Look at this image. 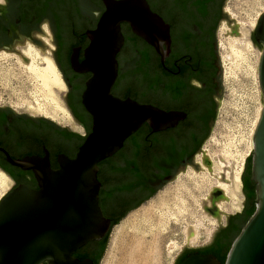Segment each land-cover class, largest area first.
Returning <instances> with one entry per match:
<instances>
[{
	"label": "flooded vegetation",
	"instance_id": "obj_1",
	"mask_svg": "<svg viewBox=\"0 0 264 264\" xmlns=\"http://www.w3.org/2000/svg\"><path fill=\"white\" fill-rule=\"evenodd\" d=\"M109 1L5 0V3L0 5V51L11 52L28 44L43 48L44 43H51L52 62L59 70V77L67 90L65 109L72 126L85 131L81 136L72 127L68 126V129L44 118L0 107V172L5 173L12 185L7 194L20 186L34 190L40 186L33 168L22 169L9 162L8 158L13 161L33 158L44 165L48 163L52 171H58L61 168V157L75 159L79 148L92 132L93 117L83 104V94L87 89V82L93 77V72L81 71L77 65L85 61L86 51L92 44L91 35L96 32L103 15L108 11ZM227 1L146 0L151 11L164 22L169 32V45L162 42L157 44L159 49L137 34L129 23H120L123 44L116 53L118 76L112 89L113 96L163 110L166 108L165 111L181 112L186 117L179 121L176 127L161 132L152 131L153 135L145 138L152 145L159 137L158 134L163 132H167L164 137L171 141L177 138L179 133L184 134L176 140L181 144L179 151L184 155V159L162 164L147 181L145 191H141L140 174L132 172L128 164L135 156H139L135 163L140 164L144 139L139 138L137 144L136 141L133 142V138L144 126L150 128L148 124H144L126 139L117 153L105 159L102 170L99 166L100 206L111 223L122 214L126 206L136 204L142 197L160 190L168 180L174 178L192 152L197 150L198 144L206 141L205 138L216 120L223 90L222 61L218 51L221 24L229 22L234 25L225 7ZM144 60L149 61L146 71L143 67ZM121 63L124 71L128 64L130 79L117 87ZM149 80L153 84L150 91ZM127 89H131L130 95H127ZM161 156V153L154 154V158ZM242 171V209L232 215V218L229 216L226 219L224 226L215 234L214 243L231 233L242 221L245 208L254 200L257 201V186L252 176V165L246 164ZM120 188H129V191L116 192ZM111 191L114 193L109 196ZM104 238L101 241L89 242L78 249L74 256L89 254L90 257L82 260L93 261L92 257L100 254ZM203 250H182L175 264H180L192 255H209Z\"/></svg>",
	"mask_w": 264,
	"mask_h": 264
},
{
	"label": "water",
	"instance_id": "obj_2",
	"mask_svg": "<svg viewBox=\"0 0 264 264\" xmlns=\"http://www.w3.org/2000/svg\"><path fill=\"white\" fill-rule=\"evenodd\" d=\"M108 7L96 32L91 35L92 44L86 51L85 61L77 65L81 71L93 72L83 94V104L93 117V127L75 159L62 156L58 171H52L48 163L44 165L33 158L23 161L7 159L22 169L33 168L40 186L37 190L20 186L7 194L9 190L0 199V264H94L91 259L76 258L74 253L89 242L101 241L112 228L111 220L105 217L100 206L99 163L117 153L125 140L144 124H148L153 132H161L176 127L186 117L181 112L165 111L152 105L138 104L130 99L121 100L113 96L112 89L118 76L116 53L123 44L120 23H129L137 34L158 49L157 44L162 42L168 46L170 37L167 26L151 11L146 0H110ZM229 19L234 22V26L227 23L232 29V33L228 34L240 36L236 21L230 16ZM253 38L262 52L258 78L263 104L253 136V151L250 154L252 176L257 186L256 210L232 243L224 264H264V12L251 33V39ZM44 44L43 48H39L43 54L46 49L52 51L51 46ZM11 52H16L24 63H28L29 59L18 50ZM122 67L121 63L117 87L130 79L128 64L125 71ZM141 87L144 92L143 83ZM223 93L224 87L219 107ZM66 94L67 92L62 94L64 101ZM199 152L203 151L200 149ZM203 164L211 173V161L207 151L203 152ZM191 166L196 172L204 171L194 160ZM185 168L182 172H185ZM174 179L175 177L167 182ZM212 194L215 199L222 196L223 192L220 190ZM206 210L220 222L212 241L200 247H190L189 241L194 231L189 227L187 244L182 250L209 247L215 234L222 228L220 215L226 213L217 210L214 203L213 208ZM226 215L227 218L232 216ZM180 264L221 263L217 257L209 254L189 256Z\"/></svg>",
	"mask_w": 264,
	"mask_h": 264
},
{
	"label": "rangeland",
	"instance_id": "obj_3",
	"mask_svg": "<svg viewBox=\"0 0 264 264\" xmlns=\"http://www.w3.org/2000/svg\"><path fill=\"white\" fill-rule=\"evenodd\" d=\"M243 3L244 0H228L225 7L227 10L230 9L228 13L232 10L239 18L242 17L241 20H244L245 17L242 14ZM262 3L263 11L261 14L264 12V0H262ZM229 14L231 19L236 22L240 21L233 17L231 13ZM261 14L257 16V19L255 18L256 23H254L253 28L249 32V41L254 50L252 53L253 59L251 60L252 70H255L257 77L258 65L262 52L258 46L254 45L251 39V33L255 30ZM237 25L239 26L238 33L240 36L229 35L228 32L232 33V29L227 23H223L221 24L222 28L218 37V51L223 69L222 84L224 87V93L214 127L210 136L206 139L201 148L203 152L207 151V156L211 161L212 175L208 167L203 164V152H199L195 156L194 162L199 163L201 169L204 171L200 170L196 172L191 165L187 166L185 168V172H179L175 176L174 180L167 182L154 194V196L145 201L138 208L129 212L118 225H122L121 223L126 218L128 219L131 214L133 215V213H140L143 217V210L145 208H149L150 206L154 207V211L158 216L155 215L156 217L153 219L154 222L152 221L155 225L150 223H148L149 225H145L146 227L143 225V227L148 228L149 230H144L143 227L139 228L134 225L133 228L132 225H130L131 227L127 226L123 233H116L115 230L118 226L116 225L111 231L105 253L99 264H174L178 254H180L182 248L187 244L189 227H192L194 231L189 241L190 247H200L212 241L214 233L220 227V222L218 218L207 211L206 208H213L214 203L217 210L228 215L237 214L242 209L243 197L240 191V179L237 193L234 194L232 189V178L235 173L240 170V168V177L242 176V170L245 166L246 159L253 151L254 134L251 133L250 129H245L243 131L241 129L240 131L236 129V124H234L239 120L238 110H241L243 107V104L242 106L240 105L241 102H243V93L245 87L247 86L245 81L246 79L244 77V72L247 67H244V64L240 58L237 57L231 46L233 40L240 39L242 37L241 25L240 23ZM226 34L228 35L226 36ZM223 42L226 44V48L222 49L221 46ZM49 46H51V43ZM27 47H32L37 52V55L34 57L27 56L25 54ZM16 50L29 59V61L27 64L24 63L16 52L0 51V55L6 54V57L0 58V107L7 106L10 107V109L15 110V112L25 113L33 117L47 118L55 124H61L63 127H72L76 130V132H78V134L83 136L85 131L80 127H74V125L72 126L70 116L65 109V101L62 96L64 92H67L65 85L63 82V87L57 85L53 75L46 70V60L50 59L52 61V51L46 49L43 54L38 47H34L32 44L17 47ZM55 66L56 65H54V67ZM55 69L58 73L59 70L57 67H55ZM258 85L260 90L259 103L261 104V113L263 104L261 100L259 78ZM236 134L237 136H234ZM234 139L236 140L235 142ZM231 142H233V145ZM229 148L231 150H229ZM224 150H226V152ZM11 186L12 185L9 182V187L6 190L1 187L4 189L2 191L0 188V199L11 189ZM220 190L223 192V195L214 199V195L212 193H216ZM160 202L165 205L162 206ZM166 203L168 204L166 205ZM226 214L220 215L222 227L227 219ZM142 221L144 222V218H142L139 222L142 223ZM162 221L163 223H160L161 225L158 224V222ZM142 229L148 233L146 234ZM131 233L136 238H134ZM141 242H148V245L147 243L140 245ZM154 250L157 253H155ZM107 254L108 256H106Z\"/></svg>",
	"mask_w": 264,
	"mask_h": 264
},
{
	"label": "bare ground",
	"instance_id": "obj_4",
	"mask_svg": "<svg viewBox=\"0 0 264 264\" xmlns=\"http://www.w3.org/2000/svg\"><path fill=\"white\" fill-rule=\"evenodd\" d=\"M243 12H242V14L244 15V17H245V19L244 20H241V15H240V17L241 18H239L232 10H231V12H229V13H231V15H233V17H235L237 20H240L239 21V23H240V25H241V35H242V37L240 38V39H235V40H233L232 41V43H231V46H232V48H233V50L235 51V53H236V55H237V57H239L240 58V60L242 61V63L244 64V67H247V69H246V71L244 72V77H245V81H246V87H245V90H244V93H243V102H241V105L240 106H242V104H243V107H242V109L241 110H238V113H239V120L238 121H236V123H234V124H236V129H238V130H240L241 131V129H242V131L243 130H247V129H250V131H251V133H253L254 134V130L256 129V127H257V124H258V122H259V119H260V116H259V113H260V103H259V98H260V90H259V85H258V77H257V74H256V72H255V70H252V64H251V60L253 59V52H254V50H253V48H252V46H251V44H250V41H249V32L251 31V29L253 28V25H254V23H256L255 22V18L257 19V16H259L260 14H261V12L263 11V3H262V0H244V3H243ZM228 11H230V9L228 10ZM241 12V11H240ZM238 14V13H237ZM248 28V29H247ZM222 49L223 48H226V44L223 42L222 43ZM25 54L27 55V56H29V57H34L35 55H37V52L32 48V47H27V49L25 50ZM1 57H6V54H3V55H0V58ZM46 65H47V68H46V70L47 71H49L52 75H53V77H54V80H55V83L57 84V85H59V86H61V87H63V84H62V81H61V79H60V77H59V75H58V73H57V71H56V69H55V67H54V65H53V63H52V61L50 60V59H47L46 60ZM242 97V96H241ZM238 106V105H237ZM60 107V106H59ZM58 108V107H57ZM56 108V109H57ZM62 109V108H61ZM240 109V108H239ZM62 111H63V109H62ZM261 111H262V109H261ZM225 112V111H224ZM237 113V112H236ZM261 114V113H260ZM258 116H259V119H258ZM225 117V116H224ZM228 117V116H227ZM236 118V117H235ZM218 123H220V122H218ZM223 124H225V123H223ZM223 127H224V125H223ZM230 127V126H229ZM227 128V127H226ZM232 129V128H231ZM229 130H230V128H229ZM224 131V130H223ZM232 131V130H231ZM237 131V130H236ZM230 132V131H229ZM233 132V131H232ZM237 132H239V131H237ZM248 132V131H247ZM226 133V132H225ZM234 133H235V131H234ZM243 133V132H242ZM228 134V133H227ZM226 134V135H227ZM247 134V133H246ZM252 134V135H253ZM232 135V134H231ZM247 135H249V134H247ZM228 136V135H227ZM234 136H237V134L236 135H234ZM242 136V135H241ZM240 136V137H241ZM246 136V135H245ZM229 137V136H228ZM239 137V138H240ZM230 138V137H229ZM235 138V137H234ZM231 139V138H230ZM237 139H238V137H237ZM226 141V140H225ZM236 140L234 139V142H235ZM210 142V141H209ZM229 142V141H228ZM219 143V142H218ZM227 143V142H226ZM233 142H231V144H232ZM242 143V142H241ZM214 144V143H213ZM230 144V143H229ZM233 145V144H232ZM235 146V145H234ZM228 147V146H227ZM227 147H225V148H227ZM211 148V147H210ZM223 148V147H222ZM229 150H231L230 148H229ZM225 152H226V150H224ZM227 151H228V149H227ZM229 154V153H228ZM220 156H221V154H220ZM226 156H227V154H226ZM232 158H234V157H232ZM236 161V160H235ZM241 162V161H240ZM240 173H241V168H240V170L238 171V172H236L235 173V175H234V177L232 178V189H233V192H234V194H236L237 193V190H238V185H239V179H240ZM5 173H2V172H0V188L2 187V188H4L5 190L9 187V181H8V179H7V177L4 175ZM1 188V189H2ZM4 189H2V191L4 190ZM1 195V194H0ZM170 196V195H169ZM182 201V200H181ZM184 201V200H183ZM180 202V201H179ZM161 203V202H160ZM173 203H175V202H173ZM157 204V203H156ZM168 203H166V205H167ZM179 204V203H178ZM161 205L163 206V205H165V204H163V203H161ZM179 206V205H178ZM167 207H169V206H167ZM170 208V207H169ZM159 209V208H158ZM157 210V209H156ZM159 210H161V209H159ZM166 210H167V208H166ZM174 210V209H173ZM144 214H143V217H142V215H140V213L139 214H134L133 213V215L131 214V216L130 217H128V219L126 218L121 224L122 225H118L117 226V228H116V233H123L124 231H125V229H126V227L127 226H130V225H132V227H133V225L135 226V227H143V225L145 226V225H147L148 223H150V224H154L155 225V223H153L154 221H153V219L156 217V216H158V215H156V213H155V211H154V207H152V206H150L149 208H145L144 210ZM163 211V210H162ZM158 212V211H157ZM175 213V212H174ZM156 215V216H155ZM165 216V215H164ZM163 216V217H164ZM170 216V215H169ZM162 217V216H161ZM139 218H144V222L142 221V223H140L139 221L141 220V219H139ZM160 218V217H159ZM160 220V219H159ZM163 220V219H162ZM167 220V219H166ZM153 221V222H152ZM156 222V221H155ZM167 222V221H166ZM160 223H163V221L162 222H158V224H160ZM165 223V222H164ZM149 225V224H148ZM161 225V224H160ZM131 227V226H130ZM146 227V226H145ZM145 227H143L144 228V230L145 229H148V228H145ZM147 227H150V226H147ZM157 227V226H156ZM162 227V226H161ZM134 228V227H133ZM164 228V227H163ZM169 228V227H168ZM138 229V228H137ZM155 229V228H154ZM160 229V228H159ZM136 230V229H135ZM143 230V229H142ZM143 230V231H144ZM149 230V229H148ZM150 230H152V229H150ZM129 231V230H128ZM137 231V230H136ZM132 232V231H131ZM133 232H134V230H133ZM145 232V231H144ZM160 232H162V231H160ZM146 233V232H145ZM148 233V232H147ZM146 233V234H147ZM125 234V233H124ZM132 234V233H131ZM139 234V233H138ZM143 234V233H142ZM125 235H127V234H125ZM128 235H129V233H128ZM149 235V234H148ZM131 236V235H130ZM132 236H133V234H132ZM141 236V235H140ZM144 236V235H143ZM151 236V235H150ZM114 237H115V235H114ZM116 237H117V235H116ZM134 237V236H133ZM166 237V236H165ZM134 238H136V237H134ZM145 238V237H144ZM148 239V238H147ZM146 239V240H147ZM116 240V239H115ZM137 240V239H136ZM141 240V239H140ZM148 241H149V239H148ZM144 244H146L147 243V245H148V242H143ZM142 242H141V244L140 245H142L143 244ZM114 244V243H113ZM138 244V243H137ZM151 244V243H150ZM139 245V246H140ZM157 245V244H156ZM160 245V244H159ZM162 245V244H161ZM116 246V245H115ZM138 246V245H137ZM151 246V245H150ZM147 247V246H146ZM174 247V246H173ZM144 248H145V246H144ZM158 248V247H157ZM112 249V248H111ZM141 250V249H140ZM143 250V249H142ZM145 250H146V248H145ZM112 251V250H111ZM113 251H114V249H113ZM147 251H149V250H147ZM109 252V251H108ZM146 252V251H145ZM154 252H155V250H154ZM111 253V252H110ZM155 253H157V252H155ZM113 254V253H112ZM141 254V253H140ZM144 255V254H143ZM106 256H108V254L106 255ZM112 256V255H111ZM109 258V257H108ZM152 258V257H151ZM154 258V257H153ZM107 259V258H106ZM111 260V259H110ZM107 261V260H106ZM105 261V262H106ZM109 262V261H108ZM109 264V263H108Z\"/></svg>",
	"mask_w": 264,
	"mask_h": 264
},
{
	"label": "trees",
	"instance_id": "obj_5",
	"mask_svg": "<svg viewBox=\"0 0 264 264\" xmlns=\"http://www.w3.org/2000/svg\"><path fill=\"white\" fill-rule=\"evenodd\" d=\"M208 0H201V2H205ZM203 5V3L201 4V6ZM203 7V6H202ZM253 42L255 43V45H259L256 43L255 39L253 38ZM149 64L148 60H144L143 63V67L144 70L146 71L147 66ZM147 65V66H146ZM149 84H148V90L150 91L152 89V82L149 80ZM132 93L131 89H127V95H130ZM145 100H143L144 102ZM164 110H167L166 108H164ZM167 132H163L162 134H158V138L157 140L151 145L149 141H147L145 138L147 136L153 135L152 133V129L144 126L140 132L137 133V135L133 138L135 139L133 142H137V144L139 143V138H143L144 141L142 142V155L140 157V164L137 165L135 162L137 160V158L139 156H135L130 162V164H128V167L130 168V170H133L132 172H134L135 174H140L141 176V191H145L146 189V184L147 181L150 180L153 177V173L155 172V170H157L160 166L167 164L168 162H180L182 159H184V155L182 153H180L179 149H180V143L177 138L184 136L183 133H179V135L177 136V138H175L174 140H168V138L164 137L166 136ZM210 132L208 133L207 137L209 136ZM207 137L205 139H207ZM170 141V142H169ZM205 141V140H204ZM204 142H200L198 144V148L197 150L192 152V155L189 157V159L187 160V162L184 163V167L182 168V170L193 164V160L195 155H197L200 151V149L202 148ZM155 144L157 145V149L155 148ZM146 146V149H145ZM154 148V151H153ZM155 153H161L163 156L161 157H156L154 158V154ZM136 158V159H135ZM105 161L101 162L99 164L101 170L103 168V166L105 165ZM247 164L248 166L252 165V155L247 159ZM113 165L111 164V169H113ZM128 168V169H129ZM127 170V169H125ZM124 170V171H125ZM180 170V172L182 171ZM133 173V174H134ZM122 188V187H121ZM119 189L116 192H121V193H126L129 191L128 189ZM115 192V193H116ZM157 191L152 192L151 194L144 196L141 198V200H139L136 204L134 205H128L126 206L125 210L122 212V214L120 216H117L116 219L112 220V228L110 230V232L108 233V235L104 238V243L102 245V248L100 250V254L97 257H92L93 258V262L94 264H99L100 260L102 259L108 241H109V237L111 234L112 229L118 225L126 216L129 212H131L133 209L138 208L140 205H142L145 201H147L148 199H150L152 196H154V194ZM114 193L113 191H111L110 194ZM106 201V200H105ZM104 203V202H103ZM256 210V200H254L249 207L245 208L244 212H243V219L240 222V224H238L235 228H233V231H231V233L227 234L224 239H220V240H216L215 243L213 241V243L205 248L203 250L204 253L206 254H212L215 257L218 258V260L220 261L221 264L225 263L226 257L228 255L229 250L231 249L232 243L234 242V240L240 235L241 231L243 230V228L246 226V224L248 223V221L250 220V218L252 217L253 213ZM107 214V213H106ZM233 216H231L232 218ZM226 230V228H225ZM79 259H84L87 257H90L89 254H82L80 256H76ZM47 264V263H46Z\"/></svg>",
	"mask_w": 264,
	"mask_h": 264
},
{
	"label": "clouds",
	"instance_id": "obj_6",
	"mask_svg": "<svg viewBox=\"0 0 264 264\" xmlns=\"http://www.w3.org/2000/svg\"><path fill=\"white\" fill-rule=\"evenodd\" d=\"M5 0H0V5L4 4Z\"/></svg>",
	"mask_w": 264,
	"mask_h": 264
}]
</instances>
